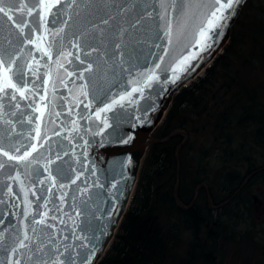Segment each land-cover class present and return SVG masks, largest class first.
Masks as SVG:
<instances>
[{
	"label": "water",
	"instance_id": "water-1",
	"mask_svg": "<svg viewBox=\"0 0 264 264\" xmlns=\"http://www.w3.org/2000/svg\"><path fill=\"white\" fill-rule=\"evenodd\" d=\"M245 1L240 0L235 6V12L216 30L211 46L205 50L186 47L190 45L200 15L195 4L188 16H181L171 11L172 0H164L169 7L167 15H164L161 0H75L74 4L64 0L59 11L53 9L57 18L47 17L50 32L63 28L55 38L46 33L42 22H33L39 20L35 12L33 17L27 16L26 9L23 17L15 12V19L31 24L30 28H25L29 39L43 37L41 48L45 49L52 44L51 59L38 51L36 45L28 43V39L0 14V36L3 37L0 49L18 57L13 71L17 66L22 69L26 84L20 86L28 89L26 98L16 93L15 100L11 99V89L9 95L0 93V144L14 155H22L26 148L21 147L16 153L12 145L29 146L28 151L32 144L37 147L29 157L33 161L30 166L7 161V157L0 155V161H7L0 170V201H3L0 219L4 221L0 231L8 230L4 235L9 244L16 235L23 238L27 230L35 240L31 247L43 243L49 249H58L64 253L61 259L65 264L69 256L75 264H81L85 255L88 264L99 261L128 208L148 146L157 141L153 131L165 116L175 93L200 75L227 44ZM18 3L39 11V0H18ZM110 16L113 19L107 25L101 23ZM53 19H56L55 24ZM169 24L170 36L166 35ZM76 43L79 51L73 47ZM115 43L120 44L119 49L114 48ZM92 48L97 51H91ZM60 52L72 53L67 59L60 57L63 67L56 64ZM189 53L194 58L177 68V62ZM77 55L83 64L76 59ZM89 64L91 72L85 71ZM156 64L161 65L156 70L159 78L146 82L142 73ZM28 65L38 68L36 75L28 71ZM68 72L74 74L68 76ZM81 72L82 79L79 78ZM13 82L17 83L15 77ZM133 88H142V91L133 92ZM82 91L88 93L87 97ZM120 96H126L122 106L118 104L102 112L100 119L96 118L95 113L100 108ZM105 119L107 126L103 123ZM37 127L41 135L32 139L29 133L36 136ZM17 172L24 188L29 189L27 199L32 201L33 214L27 220L23 216L24 191L18 181L8 179ZM49 173L57 180L51 193L44 192L50 201L47 223L54 225L51 228L31 223L33 218L40 219L36 215L38 203L39 212L45 211L43 200L37 201L36 196L41 195L42 189L51 187L46 179ZM77 175L80 179L72 184L71 180ZM40 180L45 183L40 184ZM61 183L66 187L61 189ZM9 185L14 195H7ZM61 195H64L63 203ZM52 216L57 219L52 220ZM32 227L37 228V233L31 231ZM78 236L87 239H77ZM83 244L87 247H81ZM8 256L0 251V262L7 264ZM21 264L32 262L23 258Z\"/></svg>",
	"mask_w": 264,
	"mask_h": 264
},
{
	"label": "trees",
	"instance_id": "trees-1",
	"mask_svg": "<svg viewBox=\"0 0 264 264\" xmlns=\"http://www.w3.org/2000/svg\"><path fill=\"white\" fill-rule=\"evenodd\" d=\"M153 138L98 264H219L226 244L250 245V188L264 187V0L245 1L227 44L175 93Z\"/></svg>",
	"mask_w": 264,
	"mask_h": 264
},
{
	"label": "snow or ice",
	"instance_id": "snow-or-ice-1",
	"mask_svg": "<svg viewBox=\"0 0 264 264\" xmlns=\"http://www.w3.org/2000/svg\"><path fill=\"white\" fill-rule=\"evenodd\" d=\"M64 0H39V3L37 7L39 8V11H36L35 7H28L27 4H19L18 0H0V14L3 15V17L7 18L8 22H11V24L18 29L19 34L21 36H24L26 39H28V43L34 44L37 47L38 51H41L44 56H48L49 59H51V48L52 44L50 43L48 47L41 48V43L43 42V37H37L36 39H29L27 35L25 34V28H30L31 24L24 19L17 20L14 18L15 12H20L21 17L24 15V10L27 11V16L33 17L34 12L37 17H39V20H33L34 23H40L42 22L45 27L46 33H49L55 38V36H58L60 32L63 31V28L58 29L56 32H50V30L47 28V17L49 15L53 16L54 18H57V12H54L53 9H57L58 11L61 8V5H63ZM71 3L74 4L75 0H71ZM162 5H164V15L168 14L169 7L164 4V0H161ZM240 3V0H172L171 2V11L173 13H179L181 16H188L193 5L195 4L199 10L200 15L197 17L198 23L195 25V28L192 32V40L190 41V45L186 47L191 48H199L200 50H205L211 46V41L213 38V35L216 34V30L220 29L224 26V22L228 20V18L235 12V6H237ZM231 10V11H229ZM123 11V9H121ZM113 19V17H109L108 19H103L101 23L107 25L109 23V20ZM53 24L56 23V19H53ZM65 24H67V21H64ZM134 26V25H133ZM35 31L36 29H32ZM123 31V30H120ZM117 33L116 35H118ZM166 35H171V25L169 24V31L166 33ZM115 38V36L113 37ZM3 37L0 36V40H2ZM9 44H11V41H8ZM73 47L77 48L79 51V44H73ZM114 48L119 49L120 44L115 43ZM91 51H97L96 48H92ZM72 53H64L60 52L58 54L56 64L59 67H63V64L60 61V57L63 56L65 59H67V56H71ZM194 56L192 53H189L188 55L183 56L178 62H177V68L186 65V63L193 59ZM18 57L12 56L10 53L5 52L3 49H0V93H4L5 95H9L8 90L11 89L12 92L10 93L11 99H16V93H19V95L22 98H26L25 93L28 91L26 87H21V84H26L24 81V73L22 69L17 66L16 71H13V66L16 65V60ZM34 59V58H33ZM77 60H80V57L76 56ZM37 64H39V61H36ZM71 63V61H69ZM80 63L83 64L84 61L80 60ZM161 65L156 64L153 68L147 69L144 73H142L143 76L146 77V82H150L154 79H158L159 77L156 75V70L160 69ZM28 71L31 72L33 75H36L38 72L37 69H33L31 65H28ZM85 71L91 72L92 71V65L89 64L88 67L85 69ZM172 71L175 73L176 69H172ZM47 74V73H46ZM74 73L68 72V76H72ZM16 78L17 83L13 82V78ZM39 78V77H38ZM79 78H83V72L80 73ZM61 83H64L63 79L60 81ZM134 83L136 81H133ZM66 86V85H65ZM53 92L55 91V83L52 85ZM133 92L136 91H142V88H133ZM85 97H87L88 93L86 91H82L81 93ZM128 95H131V93H128ZM44 99V97H42ZM126 99V96H120L119 99H113L110 104H106L104 107L100 108L96 113L95 116L97 119H100V114L102 112H107L112 110L116 105H121L122 102ZM16 107H19L17 104ZM47 107V105H45ZM85 107H88V105H85ZM37 111L39 109H36ZM57 116L60 115V113H56ZM8 123H11L10 121ZM28 123L31 124L32 120L29 118ZM105 126H107V120L105 119L103 121ZM73 124L75 125V121H73ZM36 136H31V133H29V136L32 139H36L40 137L41 132L40 128L37 127L35 129ZM17 135H19L17 133ZM16 153L20 152L21 147H25L26 150L22 155H14L10 151L5 150L3 144H0V155L7 157V161H15L17 164L20 163H26L27 165H31L33 162L29 159V157L32 156L33 152L37 151V147L35 144L30 145L31 151L27 150L26 145H21L20 147H16L15 145H12ZM59 158V157H57ZM7 161H0V170L5 168V165ZM51 163V162H50ZM48 169L46 168L45 171ZM8 179L18 181L21 185V189L24 191L25 196V211L23 213L24 219L27 220L29 216H32V210L31 205L32 201L27 199L28 191L29 189L24 188V183L20 179V173L17 172L15 176H10ZM48 181L51 182V187L47 189L41 190V195L36 196V193L33 192L32 195L36 196L37 201L43 200V207L45 208V211L43 213L39 212L40 204H37L36 209V215L40 216V219L33 218L31 223L33 225H43L46 227H54V225L48 224L47 221L49 219L48 217V203L50 202L48 198L44 195V192L51 193L52 189L56 187L57 180L56 177L51 175L49 173V176L46 178ZM80 179V175H77L75 179L71 180L72 184H75L77 180ZM40 184H44V180L39 181ZM59 187L61 189L65 188L66 185L61 183L59 184ZM7 195H14L12 187L9 185L7 188ZM66 195V193L64 194ZM64 195L60 196V201L63 203L64 201ZM3 201H0L2 203ZM60 209H57L59 211ZM79 215V213H77ZM52 220L57 219V217L52 216ZM4 221L0 219V224H3ZM27 227V226H26ZM8 230L5 228L4 230L0 231V251L4 253H8L9 256L7 258V264H21V260L23 258H26L28 261H31L32 264H65V260L61 259V257L64 256L63 252H59L58 249H49L47 245L40 243L35 246V248L31 247L32 244L35 243V240L33 237L29 236L28 231L25 230L23 233V238H21L19 235H16L14 239H12L11 244H9L6 241V237L4 235L5 232ZM31 231L33 233H37V228L32 227ZM42 231V229H41ZM83 231V230H82ZM36 239H39L37 236ZM77 239H84L86 240V237H80L78 236ZM25 241H28V243H25ZM51 242V238L50 241ZM81 247H87L86 244L81 245ZM25 250L24 252H21V250ZM46 249H48L46 251ZM68 264H75V260L72 257H67ZM0 264H3V262H0ZM81 264H88L87 256L85 255Z\"/></svg>",
	"mask_w": 264,
	"mask_h": 264
},
{
	"label": "rangeland",
	"instance_id": "rangeland-1",
	"mask_svg": "<svg viewBox=\"0 0 264 264\" xmlns=\"http://www.w3.org/2000/svg\"><path fill=\"white\" fill-rule=\"evenodd\" d=\"M250 189L252 192L254 209L253 216L251 217V224L256 227V229L249 230L251 236L253 237V240L248 241L250 245H248L247 242H243L242 238L234 240L229 245L226 244V258L219 264H258L260 263V261H262V263L264 264V250L261 244V242L264 241V187L262 188L261 186H255L253 189L252 187ZM255 241L258 243L257 247H255L256 245H251V243L254 244ZM241 243L242 245H240ZM108 247L106 248V250L108 249ZM239 249H241V251H239ZM105 252L103 253V255L105 254ZM98 262L96 264H98Z\"/></svg>",
	"mask_w": 264,
	"mask_h": 264
}]
</instances>
